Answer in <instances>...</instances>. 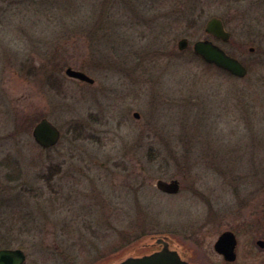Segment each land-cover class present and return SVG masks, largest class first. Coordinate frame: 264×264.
<instances>
[{
  "label": "rangeland",
  "instance_id": "374dc122",
  "mask_svg": "<svg viewBox=\"0 0 264 264\" xmlns=\"http://www.w3.org/2000/svg\"><path fill=\"white\" fill-rule=\"evenodd\" d=\"M203 39L246 75L196 56ZM42 118L55 146L32 137ZM226 230L236 264H264V0H0V250L109 264L161 237L219 264Z\"/></svg>",
  "mask_w": 264,
  "mask_h": 264
},
{
  "label": "water",
  "instance_id": "95a60500",
  "mask_svg": "<svg viewBox=\"0 0 264 264\" xmlns=\"http://www.w3.org/2000/svg\"><path fill=\"white\" fill-rule=\"evenodd\" d=\"M204 31L211 37L227 41L230 33L225 30L224 24L220 18L212 17L207 20ZM188 45L186 39H180L177 43L179 50H184ZM192 49L195 55L199 56L207 64H212L219 69L228 72L236 77H244L246 68L239 60L227 54L217 44L209 39L197 40L193 43ZM65 75L77 79L88 84H92L94 80L84 72L67 67L64 71ZM138 117L137 114H135ZM60 130L48 119H40L33 127L32 137L34 141L42 148L55 146L60 140ZM155 186L158 190L174 194L179 191V182L176 179L169 181L157 180ZM261 246L260 241L257 242ZM156 249L139 256H128L109 264H189L182 259L181 248L171 245L167 240L161 237L154 238L152 245ZM235 246L234 236L230 232L223 233L216 243L214 249L216 252L223 254L228 260L234 258L233 249ZM229 255H232L231 257ZM25 261V254L20 249H1L0 264H22Z\"/></svg>",
  "mask_w": 264,
  "mask_h": 264
},
{
  "label": "flooded vegetation",
  "instance_id": "af4514ba",
  "mask_svg": "<svg viewBox=\"0 0 264 264\" xmlns=\"http://www.w3.org/2000/svg\"><path fill=\"white\" fill-rule=\"evenodd\" d=\"M80 71V70H79ZM61 134V133H60ZM61 137V136H60ZM225 232H230V233H232L233 234V236H234V240H235V246H234V249H233V255H234V258L233 259H231V260H228V259H226L225 257H224V255L223 254H220V253H218V252H216V250L214 249V244L216 243V241H215V243L213 244V250L215 251V253L217 254V256L219 257V264H236L237 263V260H238V255H237V239H236V236H235V234L232 232V231H229V230H226V231H224V232H222L220 235H219V237L223 234V233H225ZM258 241H260L261 243H262V245L261 246H259V248H264V240H262V239H259V240H256V244H257V242ZM258 246V245H257ZM181 256H182V259L183 260H185L187 263H189V264H200L199 262H196L195 261V259H194V256L190 253V252H188L187 250H181ZM230 257L232 256V255H229ZM24 263V262H23ZM22 263V264H23Z\"/></svg>",
  "mask_w": 264,
  "mask_h": 264
}]
</instances>
